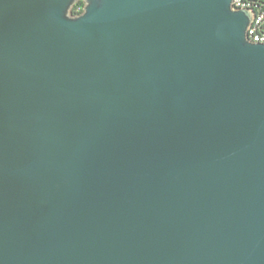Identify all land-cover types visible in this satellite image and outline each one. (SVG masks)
I'll list each match as a JSON object with an SVG mask.
<instances>
[{"label": "water", "instance_id": "1", "mask_svg": "<svg viewBox=\"0 0 264 264\" xmlns=\"http://www.w3.org/2000/svg\"><path fill=\"white\" fill-rule=\"evenodd\" d=\"M233 1L0 0V264H264V44Z\"/></svg>", "mask_w": 264, "mask_h": 264}, {"label": "built area", "instance_id": "2", "mask_svg": "<svg viewBox=\"0 0 264 264\" xmlns=\"http://www.w3.org/2000/svg\"><path fill=\"white\" fill-rule=\"evenodd\" d=\"M234 9H249L254 12L253 22L248 29V39L251 42L264 44V9L253 0H234ZM78 12L82 11L79 7Z\"/></svg>", "mask_w": 264, "mask_h": 264}, {"label": "trees", "instance_id": "3", "mask_svg": "<svg viewBox=\"0 0 264 264\" xmlns=\"http://www.w3.org/2000/svg\"><path fill=\"white\" fill-rule=\"evenodd\" d=\"M259 7H262L264 9V0H253ZM81 7L82 11L78 12V8ZM83 8H84V3L83 2H79L73 9V14L74 15H78L81 14L83 12Z\"/></svg>", "mask_w": 264, "mask_h": 264}]
</instances>
